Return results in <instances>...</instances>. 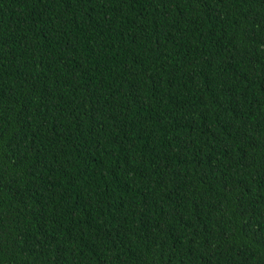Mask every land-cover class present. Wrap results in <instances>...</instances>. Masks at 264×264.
<instances>
[{
  "label": "trees",
  "instance_id": "obj_1",
  "mask_svg": "<svg viewBox=\"0 0 264 264\" xmlns=\"http://www.w3.org/2000/svg\"><path fill=\"white\" fill-rule=\"evenodd\" d=\"M0 264H264V0H0Z\"/></svg>",
  "mask_w": 264,
  "mask_h": 264
}]
</instances>
